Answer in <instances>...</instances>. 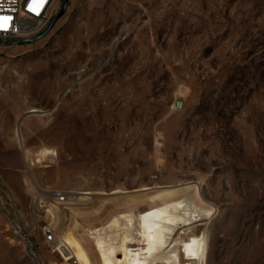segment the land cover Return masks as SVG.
<instances>
[{
	"label": "rangeland",
	"instance_id": "374dc122",
	"mask_svg": "<svg viewBox=\"0 0 264 264\" xmlns=\"http://www.w3.org/2000/svg\"><path fill=\"white\" fill-rule=\"evenodd\" d=\"M0 46L1 124L15 119L0 264L60 263L48 232L182 190L210 209L193 225L203 264H264V0H67L43 36ZM40 149L54 155L28 166ZM41 198L59 208L53 233Z\"/></svg>",
	"mask_w": 264,
	"mask_h": 264
},
{
	"label": "bare ground",
	"instance_id": "6f19581e",
	"mask_svg": "<svg viewBox=\"0 0 264 264\" xmlns=\"http://www.w3.org/2000/svg\"><path fill=\"white\" fill-rule=\"evenodd\" d=\"M38 111L31 108L28 113ZM53 155L54 152L50 149H40L35 153L24 152L28 166L41 165ZM158 159L162 160L161 154H158ZM71 192L68 193L73 197L79 193ZM186 193L187 191L182 190L151 197L142 204H135L131 210L111 213L102 224L82 230L79 229L78 221L73 218L70 227L64 226L58 238L54 237L55 244L52 248L59 254L61 262L51 264H139L144 259L161 260L167 264H186L184 258H181L183 249V254L193 264H203L206 240L202 232L200 236L194 235L193 225L202 218L206 219L210 209L200 205L193 193L180 199ZM42 199L39 204L49 220L48 229L53 233L55 225L60 221L59 208L54 202ZM64 210L73 212L69 207ZM166 212L168 217L164 218ZM145 215H149L150 221H147ZM45 239L50 242V238Z\"/></svg>",
	"mask_w": 264,
	"mask_h": 264
},
{
	"label": "built area",
	"instance_id": "2783aa9c",
	"mask_svg": "<svg viewBox=\"0 0 264 264\" xmlns=\"http://www.w3.org/2000/svg\"><path fill=\"white\" fill-rule=\"evenodd\" d=\"M61 3L62 0H36L35 4L33 0H0V17L9 18L0 20V44L14 45L43 36L59 12ZM42 196L46 200L62 204L69 193L47 190L42 192ZM45 238H50L51 246L55 244L50 232Z\"/></svg>",
	"mask_w": 264,
	"mask_h": 264
},
{
	"label": "crops",
	"instance_id": "0c3cea01",
	"mask_svg": "<svg viewBox=\"0 0 264 264\" xmlns=\"http://www.w3.org/2000/svg\"><path fill=\"white\" fill-rule=\"evenodd\" d=\"M1 48V46H0ZM2 89V88H1ZM3 90V89H2ZM1 99V96H0ZM9 104L6 102L0 101V144L1 141H5L6 138H13L14 135V129H15V119L14 118H8V124L2 125L1 122H3L5 113L2 111L9 110Z\"/></svg>",
	"mask_w": 264,
	"mask_h": 264
},
{
	"label": "water",
	"instance_id": "95a60500",
	"mask_svg": "<svg viewBox=\"0 0 264 264\" xmlns=\"http://www.w3.org/2000/svg\"><path fill=\"white\" fill-rule=\"evenodd\" d=\"M66 5H67V0H64V5H63V8L59 11V13L52 19L47 31L49 29H51V27L53 26V24L56 22V20H58L65 12V8H66ZM33 39H30L29 41H31ZM1 45V44H0ZM181 106V101L180 100H177L176 103H175V107L176 108H179Z\"/></svg>",
	"mask_w": 264,
	"mask_h": 264
},
{
	"label": "snow or ice",
	"instance_id": "6c2138e0",
	"mask_svg": "<svg viewBox=\"0 0 264 264\" xmlns=\"http://www.w3.org/2000/svg\"><path fill=\"white\" fill-rule=\"evenodd\" d=\"M36 3V0H33V4H35ZM31 10H35L34 8H31ZM4 19H9V18H7V17H0V20H4Z\"/></svg>",
	"mask_w": 264,
	"mask_h": 264
}]
</instances>
